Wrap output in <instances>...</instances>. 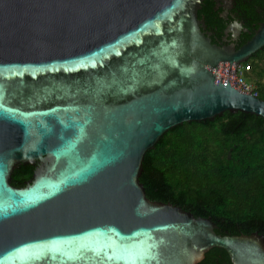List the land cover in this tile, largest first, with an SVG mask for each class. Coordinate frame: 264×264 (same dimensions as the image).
<instances>
[{"label":"water","instance_id":"1","mask_svg":"<svg viewBox=\"0 0 264 264\" xmlns=\"http://www.w3.org/2000/svg\"><path fill=\"white\" fill-rule=\"evenodd\" d=\"M203 0H0V264H264V236L148 198L145 155L172 128L264 99L216 82L240 49L202 32ZM41 163L23 187L16 168Z\"/></svg>","mask_w":264,"mask_h":264},{"label":"trees","instance_id":"2","mask_svg":"<svg viewBox=\"0 0 264 264\" xmlns=\"http://www.w3.org/2000/svg\"><path fill=\"white\" fill-rule=\"evenodd\" d=\"M263 62L264 50L243 62L253 64L249 79ZM258 97L264 99V88ZM19 173L18 167L12 181L24 185ZM140 182L151 200L210 218L219 234L264 236V119L226 111L172 128L146 153ZM198 264L233 263L226 250L215 247Z\"/></svg>","mask_w":264,"mask_h":264},{"label":"flooded vegetation","instance_id":"3","mask_svg":"<svg viewBox=\"0 0 264 264\" xmlns=\"http://www.w3.org/2000/svg\"><path fill=\"white\" fill-rule=\"evenodd\" d=\"M198 21L202 32L211 42L221 48H232L235 51L246 44L258 28L264 23V0H203L198 9ZM264 49L257 51L250 58L259 57ZM41 163L19 166V175L24 178L23 187L32 178ZM30 176H27L28 174Z\"/></svg>","mask_w":264,"mask_h":264},{"label":"built area","instance_id":"4","mask_svg":"<svg viewBox=\"0 0 264 264\" xmlns=\"http://www.w3.org/2000/svg\"><path fill=\"white\" fill-rule=\"evenodd\" d=\"M253 64L221 62L216 70V82L231 83L235 88L258 96L256 84L248 78L252 74Z\"/></svg>","mask_w":264,"mask_h":264},{"label":"rangeland","instance_id":"5","mask_svg":"<svg viewBox=\"0 0 264 264\" xmlns=\"http://www.w3.org/2000/svg\"><path fill=\"white\" fill-rule=\"evenodd\" d=\"M255 76L251 77L252 81L255 83L256 81V87H258L257 90L264 88V62L260 66V68L255 69L254 72Z\"/></svg>","mask_w":264,"mask_h":264}]
</instances>
